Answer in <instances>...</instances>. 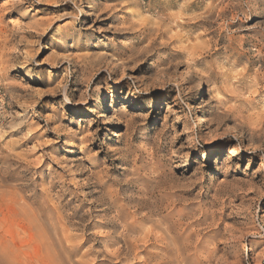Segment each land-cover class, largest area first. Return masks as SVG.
Listing matches in <instances>:
<instances>
[{"label":"rangeland","instance_id":"1","mask_svg":"<svg viewBox=\"0 0 264 264\" xmlns=\"http://www.w3.org/2000/svg\"><path fill=\"white\" fill-rule=\"evenodd\" d=\"M138 200L178 264H264V0H0V264H157Z\"/></svg>","mask_w":264,"mask_h":264},{"label":"bare ground","instance_id":"2","mask_svg":"<svg viewBox=\"0 0 264 264\" xmlns=\"http://www.w3.org/2000/svg\"><path fill=\"white\" fill-rule=\"evenodd\" d=\"M211 3V2H210ZM190 6V5H189ZM211 5L207 6L208 10L211 11ZM183 10V9H182ZM204 11V10H203ZM210 11H207V15H203L201 16L202 18L205 17V19L210 15ZM206 13V12H205ZM201 14V13H200ZM179 15V14H178ZM191 15V13L189 14ZM198 16V15H197ZM221 16V15H220ZM219 16V18H220ZM171 17V16H170ZM173 17V16H172ZM171 17V18H172ZM178 17V16H177ZM195 17V16H194ZM218 17V16H217ZM171 18L169 20H171ZM174 18V17H173ZM185 18V17H184ZM211 18V17H209ZM190 19V18H189ZM198 20V19H197ZM207 20V19H206ZM172 21V20H171ZM180 21V20H179ZM193 21V20H192ZM187 22V21H186ZM177 26H179L180 24L178 22H175ZM182 24V23H181ZM185 24V23H184ZM174 25V24H173ZM166 29V28H165ZM156 31H158L156 29ZM170 31V29L168 30ZM149 32V31H148ZM152 32V31H151ZM150 32V33H151ZM155 33V32H154ZM153 33V34H154ZM158 32H156L155 34L157 35ZM165 33V32H164ZM152 34V35H153ZM154 36V35H153ZM192 46V45H191ZM195 50V48H193ZM114 64L118 65L121 70H123V64L121 62H119L118 59L114 58L113 59ZM124 62V61H123ZM191 62H193L192 60H190L189 58L186 59V65H185V71L184 74L182 76V81L184 82H188L189 80H193L196 83V86L199 87L201 94H203L204 89H203V84L201 81V76L198 77L197 75H195V73L193 74V71H191ZM107 109V107H106ZM203 117L201 116L199 118V124L197 125L198 127L201 126V122L203 121L202 119ZM158 185V184H157ZM155 186V185H154ZM154 189V187H153ZM13 190V189H12ZM111 193V192H110ZM107 196V195H106ZM111 196V195H110ZM15 198V197H14ZM135 198V197H134ZM158 198V197H157ZM16 199V198H15ZM112 199H115L114 197ZM139 199V198H138ZM18 200V199H17ZM142 200V199H141ZM123 201V200H122ZM125 201V200H124ZM117 202V201H116ZM145 201H140L138 200L137 202H135V204H133L132 208L134 209L133 213H129L126 214V216L122 217L121 213H123L122 210L127 209V204L126 205H121L120 207H116V213L115 216L113 217V221L115 223H117L118 228L120 229L119 232L120 233H116L117 235L114 237V239L121 241L124 243V245H127V239H130V242L133 243V245L137 248V246H139L140 243L138 242H143V245L145 243H147L148 246V239H150L151 237H153L154 240H159L160 242H162L161 245V253L159 255H157L156 257L159 258V260L156 261L157 264H178V262H181L184 260V254L182 251V246L180 245V247H175L174 243H173V237H172V231L169 229H166V232L163 234H159L160 236H152L150 231H146L143 233V236L141 238L135 237L134 234L136 232V230H138L139 228H141L144 225H147L149 223H155L158 222V220H154L152 219V211L151 210H147L146 211V204L144 203ZM105 203V202H104ZM113 205V203H110V207ZM39 208V207H38ZM168 209V208H167ZM31 211V210H30ZM143 211V214L140 213ZM145 211V212H144ZM32 212V211H31ZM35 212V211H34ZM33 212V213H34ZM158 213V212H157ZM111 217V216H110ZM105 222V221H104ZM30 223V221H29ZM61 229V228H60ZM118 231V230H117ZM60 232V231H59ZM111 233V232H110ZM153 234V233H152ZM141 236V234H139ZM138 235V236H139ZM113 236V235H112ZM33 237V236H31ZM68 238V237H67ZM7 239V238H6ZM59 241V240H58ZM129 241V240H128ZM151 242V241H150ZM155 242V241H154ZM119 243V242H118ZM130 243V244H131ZM150 244V243H149ZM121 245V244H120ZM132 245V244H131ZM128 246V245H127ZM130 246V245H129ZM146 246V247H147ZM125 248V247H124ZM66 249V248H65ZM126 249V248H125ZM140 249V248H139ZM28 250V249H27ZM148 250V249H147ZM49 251V250H48ZM132 254V253H131ZM148 254V253H147ZM190 255V254H189ZM149 256V255H148ZM66 258V257H65ZM135 258H137V256L135 255ZM32 260V259H31ZM135 260V259H134ZM143 260V259H142ZM134 263V262H133ZM144 264H150V257H146V260L143 262ZM221 264V263H220Z\"/></svg>","mask_w":264,"mask_h":264}]
</instances>
